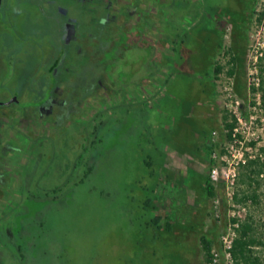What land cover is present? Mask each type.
I'll return each instance as SVG.
<instances>
[{"label": "rangeland", "instance_id": "1", "mask_svg": "<svg viewBox=\"0 0 264 264\" xmlns=\"http://www.w3.org/2000/svg\"><path fill=\"white\" fill-rule=\"evenodd\" d=\"M48 1L51 0H4L0 11V83L11 80L12 90L3 92L0 89V99L5 95V98L8 95L21 97L22 92L25 96L38 90L45 93L50 85H56L64 66H70L72 62L71 50L77 51V46L68 47L66 34H63L66 22L71 21L69 17L78 21L81 44L88 39L91 43H101L105 28L86 26L87 17L92 13L84 5L77 6L76 0H52V6ZM189 1L196 8L200 5L197 20L182 15V3H176V15H182L183 19L175 14L173 18L165 16V19L172 18L174 28L176 19L177 27L183 33L188 32L186 45L181 48V52H186L183 63L187 69L178 68L175 70L180 72L172 74L176 65L175 46L164 35V29L171 26L164 19L162 34L153 38L160 39V51L167 61L165 68L160 69L161 65L156 64L159 46L153 43L148 49L128 52L127 59L121 60L122 55L110 54L111 70L108 69L110 65L106 71L104 66L98 67L97 77H84L86 80L92 78V84L96 85L104 82L102 77L107 72L106 79L110 82L106 88H122L115 100L110 101V105L117 104L122 108L117 107L116 114L95 134L97 138L105 136V141L100 148L101 158L88 180L83 182L85 162L79 163L81 152L78 147L73 150L75 143H84L86 136H90V131L84 130L86 135L83 134L87 119L77 111L79 98L59 114L53 107L46 106L45 120L41 122L44 125L37 129L29 122L19 126V120L1 119L5 127L0 129V148L16 147L13 157L18 161L14 172L19 178L15 185L18 200L21 193H26V185L31 184L39 191L58 183L59 178L71 181L64 188L65 198L61 204L48 207L42 215L37 214L36 224L39 226L44 219L48 230L47 249L51 256L45 264H205L201 238L206 236L214 241L213 248L220 247L223 226L235 203H228L224 188H218L224 218L223 226H220L206 192L208 148L213 139L217 143L225 142V117L229 122L233 120L225 108L229 102L225 92L229 78L234 79V90L242 99L246 114L253 103L254 98L249 96V79L257 49L264 54V0ZM57 7H69V17L59 15ZM239 7L241 9L237 11ZM163 8L171 11L175 10V5L167 2ZM201 19H204L202 24L196 27ZM23 48L26 53L21 52ZM53 48L61 60L51 73L49 68L53 59L48 55ZM144 50L147 54L141 52ZM233 55L238 58L234 77L228 74ZM9 59L15 60L14 70ZM19 59L22 62L28 60L30 64L23 65ZM4 60L8 62L3 64ZM217 64L225 68L220 75L215 72ZM98 77L102 79L97 81ZM84 78L76 82L80 90ZM72 94L76 95L73 92L62 95H70L72 99ZM94 95L93 92L92 99ZM90 103V114L93 115L100 105L95 99ZM125 104H136L143 110L128 111L130 107L126 108ZM18 110V106H4L0 107V114L10 115ZM257 116L264 119V105ZM78 123H81L79 128ZM9 126L13 132L8 131ZM7 140L10 143H5ZM41 143L44 146L50 144L43 147V151H51L52 156L39 159L36 155L35 159L28 160L34 146ZM146 161H152L151 170ZM165 164L168 166L163 169ZM143 171L148 175L153 173V178L141 179L139 176H144ZM141 183L149 190L139 195L137 192L141 190L137 186ZM261 183L259 204L246 206L248 215L254 217L256 236L264 241V179ZM28 195L29 191L25 200ZM147 198L155 205L164 203L160 210L170 220L164 219L159 228L151 224L153 211L146 213L138 206ZM29 205L32 209L35 202L29 201ZM8 210L3 204V211ZM3 215L5 217L4 213L0 214V219ZM167 222L172 224L171 231L165 230ZM256 250L260 255L264 253L262 246Z\"/></svg>", "mask_w": 264, "mask_h": 264}, {"label": "trees", "instance_id": "2", "mask_svg": "<svg viewBox=\"0 0 264 264\" xmlns=\"http://www.w3.org/2000/svg\"><path fill=\"white\" fill-rule=\"evenodd\" d=\"M171 3L175 5V10L171 9H164L163 8V14L171 15L173 18V15L180 16L178 18L183 19L181 16L184 15V17H189L191 20H197L201 11H200V5L198 4V8H196L195 5H193L192 1L189 0H164V3ZM205 2V0H204ZM254 2V0L252 1ZM176 3L180 5V10H184V14L182 15H176L177 13V7ZM177 5V6H178ZM241 8L239 7L237 11H239ZM263 17V16H262ZM172 18H166L165 22L167 24L171 25L169 29H164V35H166L167 38H169L174 47V51L176 53V59H175V66L172 74L176 73V71L180 72L181 68L187 69L185 62L186 58L184 55H186L183 52H181V48L186 45V38L188 37V32L183 33V31L180 30V28L176 25V19H175V28L173 26V20ZM205 19V16H204ZM204 19H201L196 27L200 26ZM262 20V18H261ZM101 43H91L88 39V41L85 42L84 46L81 48L82 51L79 52L78 50L75 51V55L71 57L72 62L70 66H64L63 68V74L60 78V81L56 85H51V88L48 89L45 93H41L38 90L39 93H33L32 95H28L27 98L25 97H18L20 100V104L14 103L11 104L13 106H18L19 111H13V116H25V118H31L32 121V128L37 129V126H42V120L45 119L43 116H46L45 114V107L48 108L53 107L55 113H60L61 110H66L69 108V105H71V102H75L77 98H79L78 107L81 111L82 115H86L84 117L87 119V122L85 121V125L87 126L85 129H83V134L86 135V131H90V136H86L84 139V143H75V147L73 150L79 148V152H81L80 156V162H85V173L82 175L83 182L88 180L91 175H93L95 171V166L100 157V148L105 141V136L102 138H97L95 134L100 130V127L106 125L108 120L112 117V115L116 114L117 107L122 108L119 105H110L111 100H115V97L120 94V87L118 90H110L106 88V85L108 84V81L106 78L109 76L107 72H105V75L102 77L104 78V82L97 83L96 85L92 84V78L91 80H86L84 77L88 78L92 75L96 76V68L104 66V69L106 71V67L112 69V59L109 57L110 54L114 55L115 57H119L122 55L123 60L124 58H128L126 56V47H127V35L125 32L120 33H113L111 31H105L102 35V38H100ZM197 42L198 39L196 38ZM196 42V43H197ZM5 46V47H4ZM3 47L8 50V47L6 44H3ZM221 47V44L216 48V50ZM141 49H139L140 51ZM215 50V51H216ZM24 51V52H23ZM26 49L23 48L21 52H25ZM56 49L52 50L51 53H49L48 56L52 58V63L49 68V72H53L57 69L58 64L61 60V58L55 56ZM144 54L146 53V50L141 51ZM191 52L190 50L188 51ZM108 54V56H107ZM111 55V56H112ZM157 62L160 63V67L165 68L167 66V61L164 59L163 54L161 51H159L157 54H155ZM191 55V54H190ZM47 56V57H48ZM208 57V56H207ZM149 58V57H148ZM209 59V58H208ZM21 64L26 65L30 64V62L24 61L22 62V59H19ZM152 61V59H150ZM161 60V62L159 61ZM182 61V62H181ZM8 61L4 60L3 64ZM15 62V60H14ZM13 62L12 59H9V64H11L12 68L14 70V67L17 66ZM77 62V63H76ZM181 62V65H179ZM209 61H207L208 63ZM80 63V64H79ZM166 63V65H165ZM82 64V65H81ZM112 65V66H111ZM259 66L261 68V77H262V84H261V91H262V104L264 105V57L260 59ZM229 72L228 74L232 77L236 76L237 74V68H238V58L233 55L230 62H229ZM180 70H175V69ZM109 70V71H110ZM225 70L224 66L217 64L215 68V72L217 75H220ZM121 73V72H120ZM110 74V73H109ZM63 77V78H62ZM97 77V76H96ZM133 77V76H132ZM131 77V78H132ZM84 78V84L83 88L80 90L79 87H77L76 82H79L80 79ZM102 78H97L100 81ZM127 78V77H126ZM8 83V84H7ZM7 83L3 82L0 83V89L4 91H11V80ZM125 83L126 79H125ZM8 86V87H6ZM238 90L240 93L242 92L239 88ZM43 92V91H42ZM65 92H73L76 93V95L72 94L74 98L71 96H64L63 93ZM81 92V93H80ZM94 92L93 99L97 100V102L100 105V109L90 114L92 104L90 101L93 99L91 98L92 94ZM84 93V94H83ZM83 94V95H82ZM8 95V94H7ZM81 95V97H80ZM243 95V94H242ZM6 96V95H5ZM3 99H0V102H7L8 96ZM81 98V99H80ZM74 106V104H73ZM81 106V107H80ZM128 111H134V112H140L141 108H138L136 104H125ZM124 106V107H125ZM15 109V107L13 108ZM22 109V110H21ZM74 109H72L71 112H73ZM15 112V113H14ZM25 112V115L23 114ZM34 112V113H33ZM49 112V111H46ZM53 112V113H54ZM29 113V114H28ZM74 113V112H73ZM52 115V114H49ZM55 115V114H54ZM11 114L9 115V118H11ZM12 116V117H13ZM74 117V116H73ZM226 118V124L225 129L230 132L228 135L229 138H231V132L235 129L236 123L235 122H229L228 118ZM121 123H123V119H121ZM60 124V123H59ZM62 124V123H61ZM60 124V125H61ZM81 123L77 124V127ZM54 126V125H53ZM59 125L54 126L55 128H58ZM91 127V129L89 128ZM84 130L85 133H84ZM47 145H50L49 143L42 145H35L28 160L35 159L36 155H39L40 157H46L50 158L51 151H48L47 153H44L43 147L45 148ZM81 151H80V146ZM215 148V144H211L209 146V169L213 164V161L211 159V154ZM264 152V149L262 150ZM146 165L151 168L153 167L152 161H146ZM144 163V164H145ZM168 164H165L163 166V169H166ZM69 167V166H68ZM25 170V169H24ZM72 172V171H71ZM144 172V171H143ZM144 176L140 175L139 177L143 179L144 177L149 179L153 178V173L148 175L146 172H144ZM64 177V176H63ZM162 179V177H161ZM160 179V180H161ZM264 179V162H262L261 159H256L249 161L246 165L242 167L240 179H239V187L238 191L235 195V205H246L249 203L259 204L260 200V194L259 190L261 188V181ZM140 181V179L138 180ZM65 182V183H62ZM71 183V181H63V178H59V182L56 184H53L51 187L45 186L44 188H41L39 191L35 190V188L31 187V184L27 186V190L29 191L27 202L25 200L26 193H21V199L18 200L17 207L14 209L13 213L9 215V218H5L4 215L0 219V264H45V261L50 258L51 253L47 249L48 247V240H47V225L46 220H41L39 226L36 224V218L39 217V215H42L45 209L48 207H53V205L61 204L64 200L65 196L63 195L64 188L67 184ZM137 183V182H136ZM139 184V182H138ZM19 185V184H18ZM137 188L140 191L137 192V194H143L146 190L149 189L141 183V186L138 185ZM155 193V190H153ZM206 192L209 196V198L213 199L218 196V188L211 182L210 178L207 179V188ZM29 201L35 202V205L32 206V209L30 208ZM153 200L150 198H147L145 200H141L139 203V207H141L144 212L149 213L153 211L154 217L151 220V224L155 227H160L161 222L166 219L170 220L168 216H165L161 212V208H164L163 202H157L155 205L152 203ZM37 204V205H36ZM37 210V211H36ZM39 214V215H37ZM38 226V227H37ZM150 226V225H148ZM166 231L172 230V224L171 222H167L165 226ZM256 227H255V220L252 214H249L247 219L241 223V227L239 230V238L235 241L233 254L236 260V264H264V253L259 254V252L256 250V248L262 246L264 247V241L261 240L256 236ZM201 244L203 247V252L205 256V264H209V262L212 259V250L214 245V241L209 239L206 236H203L201 238Z\"/></svg>", "mask_w": 264, "mask_h": 264}, {"label": "built area", "instance_id": "3", "mask_svg": "<svg viewBox=\"0 0 264 264\" xmlns=\"http://www.w3.org/2000/svg\"><path fill=\"white\" fill-rule=\"evenodd\" d=\"M264 56L261 49H257L254 61L251 63L249 79V96L253 97V103L248 107V114L243 109V101L234 90L233 78H229L225 88L228 104L225 108L236 123L235 129L230 132L225 129V142L217 143L213 139L215 148L211 154L213 161L209 169V178L217 187H223L228 203L234 204L235 195L239 187V179L242 167L249 161L261 159L264 162V119H259L257 114L262 111V77L259 66L260 59ZM214 138L217 133H213ZM212 200L214 217L220 226L223 218V200L217 196ZM248 217L246 205H233V210L228 214L220 237V247L213 248L212 259L209 264H236L233 254L235 241L239 238L241 223Z\"/></svg>", "mask_w": 264, "mask_h": 264}, {"label": "flooded vegetation", "instance_id": "4", "mask_svg": "<svg viewBox=\"0 0 264 264\" xmlns=\"http://www.w3.org/2000/svg\"><path fill=\"white\" fill-rule=\"evenodd\" d=\"M78 5H84L85 8L90 10L92 13L91 17H87L86 26H100L101 28H105L104 31H111L113 33H120L125 32L127 35V47H126V56L128 52H131L135 49H148L153 46V43H157L159 46V51L161 50L160 47V39L157 37L153 38V36H157L158 34H162L163 31V24L165 16L168 14H163V3L164 0H76ZM149 1V2H148ZM50 5L53 6V1H48ZM4 5V0L2 1V5L0 7V11L2 10ZM71 7L72 4L70 5ZM57 13L61 16H68L69 17V7L68 9H63L61 7H57ZM92 18V19H90ZM71 21L66 22L64 26V33L66 34V41L68 47L73 48L77 46V50L79 52L82 51V47L84 46L85 42L81 44V35L79 33L80 29L78 28V21L76 19H71ZM88 41V40H87ZM79 44L81 46H79ZM55 49V48H53ZM70 50V49H69ZM75 48L71 50V56L75 55ZM51 53V52H50ZM57 56V51L55 53ZM136 60V58L134 57ZM137 61V60H136ZM139 62V61H138ZM3 63V61H2ZM160 65L159 62L156 63ZM155 64V65H156ZM154 65V66H155ZM161 69V67H159ZM160 70L156 71L158 74ZM154 77V76H153ZM60 79H58V84ZM127 82V81H126ZM112 83V82H111ZM51 85L49 86V89ZM137 89V88H136ZM48 90V89H47ZM35 92V91H34ZM34 92H28V95H32ZM38 94L39 92H35ZM21 97L27 98L24 93H21ZM14 98L18 99V103L20 104V100L18 96L9 95L8 101L5 102L4 106H9L14 103H10V101ZM3 103V102H0ZM0 106V107H4ZM19 111V110H18ZM16 111V112H18ZM15 113V112H14ZM25 115V112H23ZM29 114V113H28ZM13 116V113L11 114ZM11 116V119L19 120L17 125H23L24 122L32 123L31 118H25L23 115L21 116ZM0 129H4L5 123L1 121L7 119L9 117L8 114H0ZM12 127L9 126L8 131H14L11 129ZM4 136V135H3ZM5 143H10L7 140ZM0 214L3 213L5 216H9L13 213L14 209L17 207L18 197L16 195V182L18 183L19 178L15 176V166L18 162L14 159V152L13 150L16 149L15 146L13 147H1L0 148ZM3 204L8 207V211H3ZM2 209V210H1ZM2 217V216H1ZM9 218V217H8Z\"/></svg>", "mask_w": 264, "mask_h": 264}, {"label": "water", "instance_id": "5", "mask_svg": "<svg viewBox=\"0 0 264 264\" xmlns=\"http://www.w3.org/2000/svg\"><path fill=\"white\" fill-rule=\"evenodd\" d=\"M2 1H3V0H0V7H1V5H2ZM14 102H18V99H17V98H14V99H12V100L10 101V103H14ZM4 105H7V104L0 103V106H4Z\"/></svg>", "mask_w": 264, "mask_h": 264}, {"label": "crops", "instance_id": "6", "mask_svg": "<svg viewBox=\"0 0 264 264\" xmlns=\"http://www.w3.org/2000/svg\"><path fill=\"white\" fill-rule=\"evenodd\" d=\"M189 170H191V169H189ZM189 170H188V171H189ZM208 178H209V174H208ZM186 181H187V180H186Z\"/></svg>", "mask_w": 264, "mask_h": 264}]
</instances>
